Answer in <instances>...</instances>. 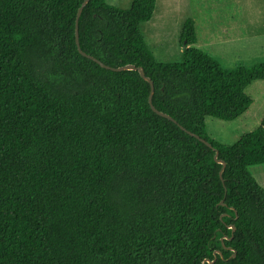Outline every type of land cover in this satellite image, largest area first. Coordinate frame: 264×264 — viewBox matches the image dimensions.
I'll list each match as a JSON object with an SVG mask.
<instances>
[{
    "label": "trees",
    "instance_id": "16d2710c",
    "mask_svg": "<svg viewBox=\"0 0 264 264\" xmlns=\"http://www.w3.org/2000/svg\"><path fill=\"white\" fill-rule=\"evenodd\" d=\"M83 1L0 0V264H264V115L232 145L205 128L249 109L264 59L221 65L187 18L182 61L157 62L155 0H89L80 49L142 67L167 118L137 69L79 52Z\"/></svg>",
    "mask_w": 264,
    "mask_h": 264
},
{
    "label": "rangeland",
    "instance_id": "374dc122",
    "mask_svg": "<svg viewBox=\"0 0 264 264\" xmlns=\"http://www.w3.org/2000/svg\"><path fill=\"white\" fill-rule=\"evenodd\" d=\"M105 1L122 9L129 8L132 2ZM187 18H192L195 23V46L210 51L216 59L222 50L214 41L216 38L231 37L238 32L246 39L239 45L237 60L226 53L222 58L224 66H250L264 59V0H156L151 19L140 23V31L157 62L182 61L179 38ZM223 43L226 44L225 41ZM246 91L253 103L238 118L224 121L205 117V128L210 138L232 145L242 134L258 125L264 115V81L253 82ZM249 169L264 187V163L252 165Z\"/></svg>",
    "mask_w": 264,
    "mask_h": 264
},
{
    "label": "water",
    "instance_id": "95a60500",
    "mask_svg": "<svg viewBox=\"0 0 264 264\" xmlns=\"http://www.w3.org/2000/svg\"><path fill=\"white\" fill-rule=\"evenodd\" d=\"M88 1H89V0H84V1L82 2V4L80 5V7L78 8L77 13H76V19H75V41H76V45H77V47H78L79 52H80L82 55L87 56L88 58L93 59L94 61H96L97 63H99L101 66H103V67H105V68H108V69H112V70H125V69H126V70H133V69L136 70V69H137L138 72H139V74L141 75V77H142L144 80H146V81H148V82L150 83V89H151V90H150V94H149V97H148V101H149V104H150L152 110L155 111L156 113H158V114L161 115V116H164V117H167V118H171L169 115H167L166 113H164V112H162V111L157 110V109L153 106V104H152L153 83H152V81H151L147 76L144 75V71H143V68H142V67H138V68H137V67H135L134 65H124V66H121V67H115V68H114V67H110V66H107V65L103 64L101 61H99V60L93 58L92 56L86 54L85 52H83V51L80 49V47H79V41H78V18H79L80 14H81V11H82L83 7L86 5V3H87ZM182 47H184V44H182ZM189 133H190L191 135L195 136L196 138H198L200 141L204 142L207 146L211 147L210 143H208V142L205 141L204 139L200 138L198 135H195L194 133H191V132H189ZM217 155H218V153H217V151H216L215 154H214V159H215V161H217L218 163H221V164H222V168H221V170H220V172H219V174L221 175L222 170H223V168H224V166H225V162H224V161H221V160H218V159H217ZM230 228L233 230V229H234V226H230ZM217 254L221 255V252H220V251H214V258H213V260L206 259V260H204V262H207V263L213 262V261L216 259V255H217ZM233 255H234V254H233Z\"/></svg>",
    "mask_w": 264,
    "mask_h": 264
},
{
    "label": "crops",
    "instance_id": "0c3cea01",
    "mask_svg": "<svg viewBox=\"0 0 264 264\" xmlns=\"http://www.w3.org/2000/svg\"><path fill=\"white\" fill-rule=\"evenodd\" d=\"M155 4H156V0H155ZM154 8H155V6H154ZM154 11V10H153ZM152 15H153V12H152ZM152 15H151V17H152ZM151 17H150V19H151ZM149 19V20H150ZM148 20V21H149ZM241 35L242 34H240V33H238V32H235V34L233 35V36H228V37H225V38H216V40H214L216 43H217V45H219V47L221 46L222 47V50L220 51L221 52V56L220 57H218L216 54V56H217V59H218V61L220 62V64L221 65H223L222 64V58H224V56L226 55V53H229L230 54V57H234L235 59L234 60H237L238 58V54H239V45H240V43H242L244 40L246 41V39H244V38H242L241 37ZM218 39H222L221 41L220 40H218ZM223 41H225L226 42V44L225 43H223ZM220 43V44H219ZM196 44V43H195ZM205 47L207 48V45H205ZM247 47H249V44L247 45ZM199 48V47H198ZM206 51V50H205ZM207 52V51H206ZM209 54H211L210 53V51L208 52ZM212 56H214L213 54H211ZM181 56H182V53H181ZM215 57V56H214ZM216 58V57H215ZM224 66V65H223ZM226 67V66H225Z\"/></svg>",
    "mask_w": 264,
    "mask_h": 264
}]
</instances>
